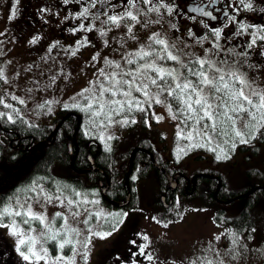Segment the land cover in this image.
Listing matches in <instances>:
<instances>
[{
	"label": "snow or ice",
	"instance_id": "obj_1",
	"mask_svg": "<svg viewBox=\"0 0 264 264\" xmlns=\"http://www.w3.org/2000/svg\"><path fill=\"white\" fill-rule=\"evenodd\" d=\"M73 2L80 5V10L70 15L81 21L71 28L73 33L98 31L101 37H105L113 28L123 27L125 42L127 39H138L135 32L137 25L141 29H148L152 24H161L165 13L170 17L182 14L175 0H64L65 4ZM219 2L221 0H206L196 8H187L188 13L195 12L208 20L221 21L220 26H211L205 19H200L198 23L205 32L192 28L187 30L188 39L201 45L203 54L186 52L162 32H152L146 42L123 55L121 62L105 57V67L98 70L90 87L77 93L72 103H65L63 107L83 112L88 126L106 129L113 124L128 126L137 123L133 116L135 112L144 113L145 123L151 127L149 116L157 123L164 119L154 111V105H161L172 120L178 121L176 136L189 141V150L207 147L215 153L217 160L229 158L222 145L234 150L238 144H249L253 139L264 138V87L257 83V73L264 76V72L259 63L251 62L253 49L264 56V25L247 24L237 19L241 11H255L252 0H226L224 7H214ZM214 11L220 16L214 15ZM152 14H156L155 20ZM189 19L196 21L197 16H190ZM95 20L100 21L101 27L98 29ZM230 24L235 27L226 32ZM171 27L176 29L175 24ZM245 35L247 40L231 44L234 37ZM204 41H208L207 47L203 46ZM89 43L87 37H82L79 45ZM104 43L107 45L109 41L104 40ZM184 44L187 48L186 40ZM96 58L94 55L93 60ZM0 81L7 83L2 69ZM53 103L59 101H45L38 107L50 114ZM16 105L26 106V101L15 95L9 96L7 92L0 93V109H3L0 110V123L15 125L19 122L36 127L29 124L22 109ZM85 135H90L87 127ZM98 138L104 142L105 149L111 151L107 141H111L113 136L100 132ZM214 143L215 147H212ZM182 153L184 149L178 148V160ZM44 179H34L17 188L12 196L0 198V229H6L7 234L14 238L15 252L24 264H41V261L43 264H75L76 255H81L84 264H87L92 238L104 239L111 235L127 213L105 214L102 210L93 213L83 206L99 204L98 200L87 198L95 193H82L60 181H53V187L46 188L42 182ZM49 204L62 207L64 212H56L54 217L49 218L46 215ZM82 212L87 214L83 223L89 235L80 240L81 229L73 227L69 219L76 220ZM93 216L97 220L103 217L110 227L104 231L94 230L90 225ZM57 220L62 221L59 226ZM157 222L167 227L172 221L158 219ZM221 235H216L215 240L219 241ZM142 239L147 241L149 237L143 235ZM231 239V246L223 252L209 242L206 248L179 264H238L241 257L246 258L248 249L246 245L239 244L238 233L232 232ZM50 242L56 249L54 256L46 247ZM130 243L139 249L133 253L134 256L155 261L151 253L145 252L147 245H137L135 240ZM78 245L84 249L83 252L79 251ZM66 246L70 248V256L63 254ZM160 264L177 262L161 261Z\"/></svg>",
	"mask_w": 264,
	"mask_h": 264
},
{
	"label": "trees",
	"instance_id": "obj_2",
	"mask_svg": "<svg viewBox=\"0 0 264 264\" xmlns=\"http://www.w3.org/2000/svg\"><path fill=\"white\" fill-rule=\"evenodd\" d=\"M77 114L81 115L80 120ZM85 119V114L78 109L61 108L51 124L29 127L19 122L15 125L0 123V198L12 196L17 188L34 179L45 178L42 182L46 188L53 187V181H60L82 193L97 192L100 202L108 208L137 209V181L156 169L158 187L153 202L163 213L168 215L171 209L164 207L162 196L169 199L179 194L188 205L202 203L212 210L224 207L216 210L217 215L230 212L229 209L241 201L242 208L236 215L226 213L230 216H217L214 220L232 231L236 229L239 235L244 230L249 235L252 229L262 225V232L261 228L257 230H260L264 252V138L253 139L249 144H238L234 150L222 145L228 153L227 159L217 160L215 153L206 148L208 155H196L189 161L192 166L187 167L180 164L171 152L168 158H164L167 148L157 146V137L159 141L164 140L162 135L148 137L130 133L116 136L110 143L111 151H107L105 145L85 135ZM255 142L259 145H252ZM69 144L72 145L73 155L70 154ZM182 169L201 174L193 194H184L170 187V176ZM210 174L219 177L211 178ZM106 186L107 198L115 202H125L130 193L129 204L125 207L113 205L103 196ZM244 193L248 194L246 198H235L227 203L218 201L219 198L229 200ZM177 198L173 201L175 208L180 203L183 205ZM121 242L120 238L112 240L102 249L94 264H160L159 259L153 262L144 256H134L133 253L139 249L130 244L124 246ZM48 244L51 253L57 254L53 243ZM0 264H24L1 232Z\"/></svg>",
	"mask_w": 264,
	"mask_h": 264
},
{
	"label": "rangeland",
	"instance_id": "obj_3",
	"mask_svg": "<svg viewBox=\"0 0 264 264\" xmlns=\"http://www.w3.org/2000/svg\"><path fill=\"white\" fill-rule=\"evenodd\" d=\"M10 1L11 0H0V33L4 32L6 28L5 20L7 11L11 5ZM171 25V21L161 24H152L147 30L141 29V27L137 25L135 32L138 39H127L126 42L124 37L125 29L123 27L118 29L113 28L107 33V36L102 37L98 50L100 52L96 56V60H93V64L87 66L79 75L78 80H74L70 84L66 82L68 74L65 70V59L58 58L47 52L25 54L23 56H19L18 54L9 55L0 43V69H2L7 79V83L0 81V93L7 92L9 96L15 95L23 98L26 101V106H16L22 109V114L30 123L37 126L50 124L57 119L58 111L64 108L63 104H71L72 98L75 97L77 93L90 87V82L96 79L98 70L101 67H105V57L116 62H121L123 55L128 51L135 50L139 44L146 42L148 36L151 35L152 32H162L171 40L175 41L177 47L184 49L186 52L203 54L201 45L194 44L192 40L188 39L187 33H185V36H182L181 32H179L177 28L173 29ZM1 36L2 35H0V38ZM104 40H108L109 43L105 45ZM185 40L188 44L187 48H185ZM203 46L207 47L208 41H204ZM251 75L252 73L250 72V76ZM257 77V83L261 87H264V76H260L257 73ZM45 101H59V103H53L51 105V113L46 114L38 107V105L44 104ZM9 102L12 101L9 100ZM154 111L162 115L164 119L157 123L149 116L151 127L146 125L144 113L141 112L133 113L137 123L129 124L128 126L113 124L106 129L92 128L87 125V120L85 119V127L90 131L89 136L103 145H105L104 142L98 138L100 132H103L105 136L111 135L113 138L116 136H126L130 133L148 137L151 135L155 137L162 135L164 140L159 141L160 138L157 137V146L161 149L163 147L167 148L164 153V158H168L169 152H171L173 157L177 159V149L183 148L186 154L182 153L180 159L177 160L180 164L187 167H189V165L192 166V164H189L191 158L198 154H208L205 150L207 147H196L189 150L187 148L189 141L187 139L177 138L176 131L178 121L172 120L163 106L154 105ZM116 119H119V117ZM242 123L241 121V124ZM111 141H107V143L110 144ZM214 146L215 143L212 147ZM156 172V169H152L146 177L137 181V209L127 208L120 210L108 208L100 202L101 200L97 192H95L94 196L89 195L87 197L89 200L95 199L99 201L98 205L88 204L83 206L93 213L101 210L105 214L127 213V216L123 217V222L119 224L118 228L113 231L111 235L104 239L95 236L92 238L90 251L87 256V264H94L102 249L116 238H120L124 246L129 244L133 245L130 243L132 240H135L137 245L145 244L147 245L145 251L151 253L156 259L165 262L174 260L177 264L185 260L188 256L199 253V250L206 248L209 242L214 244L221 252L231 246V233L237 230L235 229L232 231L222 223L216 222V220H214L215 212H212L213 210L211 208H205L206 206L202 203L188 205L186 204V199L179 196L178 200L180 199L183 205L180 203V205L174 208L168 215L163 213L161 208L153 202L154 193L158 187ZM241 203V201H237L235 205L231 207L232 209H229L231 211L226 213L236 215L242 208ZM56 212H64V209L55 204L47 205L46 215L49 218L54 217ZM154 217L157 219H153ZM86 218L87 214L82 212L81 216L76 220L69 219V223L73 227L81 229V235L78 237L80 240H83L89 235L83 223V220ZM158 219L171 220L172 222L169 223L167 227H164L162 223L157 222ZM61 223L62 221L60 220L56 222L57 226ZM90 225L94 230L100 231L107 230L110 227L109 223L106 222L103 217L97 220L95 216L90 220ZM101 225H103V227H101ZM33 226L35 227V225ZM258 228H261L262 232V225H259L251 234H245L246 230H244L239 235V244L246 245L248 250L246 252V258L241 257L238 264H264V255H261V252H263L260 239L261 234L260 230H257ZM0 232L14 248V238L7 234L6 229H0ZM220 234H223L220 240H215L214 237ZM143 235H147L149 239L147 241L143 240ZM46 247H48L50 251L49 244H47ZM78 248L80 252L84 251L79 245ZM257 249L261 251L258 252L256 251ZM63 254L65 256L71 255L68 246L65 247ZM16 255L21 259L17 253ZM50 255L54 256L51 251ZM41 264H43V261H41ZM75 264H84V259L81 255L75 256ZM233 264H237V262H233Z\"/></svg>",
	"mask_w": 264,
	"mask_h": 264
},
{
	"label": "flooded vegetation",
	"instance_id": "obj_4",
	"mask_svg": "<svg viewBox=\"0 0 264 264\" xmlns=\"http://www.w3.org/2000/svg\"><path fill=\"white\" fill-rule=\"evenodd\" d=\"M204 2L206 0H175V3L180 6L182 11L181 16L177 17L173 15L170 17L165 13L161 23L171 21L182 32L183 36L186 35L185 33H187L189 28L197 32H205L206 30L198 23L200 19H205L211 26H220L221 21L219 19L217 21H211L197 15L195 12H187L188 7L196 8ZM10 3L11 5L7 11L5 20L6 28L0 38V43L6 50V53L9 55L18 54L19 56H23L25 54L47 52L58 58L65 59V70L68 74L66 82L68 84L74 80H78L82 71L87 66L93 64V56H97L100 52L98 50L102 37L98 31L85 32L81 30L75 33L71 31V28L81 23L80 20L74 19L70 15V13H76L80 10L79 4L75 2L65 4L64 0H11ZM225 3L226 0H221L214 7L222 8ZM252 3L254 4L255 11H241L237 19L247 24L264 25V11H262L264 9V0H252ZM229 11L231 13V9ZM213 14L218 17L220 16L215 11ZM193 15L197 16L196 21L189 19ZM66 16L68 19H65ZM152 19H156V14H152ZM94 23L97 29L101 27L99 20H95ZM234 27V25L230 24L229 28L225 29V31H231ZM37 37L38 39H36ZM82 37H87L90 43L87 45H79ZM34 39L36 42L32 43L31 41ZM247 39L248 37L246 35L239 38L234 37L231 44L234 45ZM237 51H240V49H237ZM73 52L76 54L73 55ZM251 62L259 63L262 66L261 71L264 72V56L258 55L256 49L252 50ZM256 145L259 144L257 143ZM175 175H178L176 190L178 189L179 192L181 191L188 195L193 194L197 188V182L201 178V174L199 172L193 174L191 171L182 169L175 173ZM175 175L170 176L172 178L171 180H176ZM208 176L211 178L219 177L217 174H210ZM247 195V193L236 195L229 200L219 198L218 201L219 203H227L235 198H246ZM162 197H164V200ZM162 197L161 200L164 207L170 208L172 211L175 208L173 201L176 197H179V194L170 196L169 199H166L165 196ZM177 201H179L178 198ZM222 208L224 209V207ZM222 208L218 209L221 210ZM216 210L217 208H213L212 212H215L214 217L224 216L222 213L221 215H217ZM225 217H228L226 213Z\"/></svg>",
	"mask_w": 264,
	"mask_h": 264
},
{
	"label": "water",
	"instance_id": "obj_5",
	"mask_svg": "<svg viewBox=\"0 0 264 264\" xmlns=\"http://www.w3.org/2000/svg\"><path fill=\"white\" fill-rule=\"evenodd\" d=\"M80 118H81V116L78 115V119H79V120H80ZM69 150H70V154L73 155V148H72V145H71V144H69ZM136 151H137V149H135V150L133 151V153H132V157H131V166H132V164H133V159H134V155H135ZM90 160L92 161L93 169H95V165H94V162H93V160H92L91 157H90ZM175 178H176L175 181H172V180H171V182H170V187H171L172 190H175V189L177 188V178H178V175H176ZM220 186H221V183H219V187H220ZM107 190H108V186H106V187L103 188V191H102V192H103V196H104L106 199H108L113 205H118V206H120V207H125V206H127V205L129 204L130 199H131V198H130V193L128 194V197H127V199H126L125 202H115V201L110 200L109 198H107V196H106ZM162 199L164 200V197H162Z\"/></svg>",
	"mask_w": 264,
	"mask_h": 264
},
{
	"label": "bare ground",
	"instance_id": "obj_6",
	"mask_svg": "<svg viewBox=\"0 0 264 264\" xmlns=\"http://www.w3.org/2000/svg\"><path fill=\"white\" fill-rule=\"evenodd\" d=\"M51 124V123H50ZM208 155V154H207ZM210 156V155H209ZM137 175V174H136ZM138 190V189H137ZM170 213V212H169Z\"/></svg>",
	"mask_w": 264,
	"mask_h": 264
}]
</instances>
